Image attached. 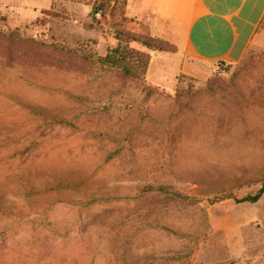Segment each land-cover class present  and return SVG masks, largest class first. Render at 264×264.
Returning <instances> with one entry per match:
<instances>
[{"label": "rangeland", "instance_id": "1", "mask_svg": "<svg viewBox=\"0 0 264 264\" xmlns=\"http://www.w3.org/2000/svg\"><path fill=\"white\" fill-rule=\"evenodd\" d=\"M139 3L0 0V264H264V50L187 75Z\"/></svg>", "mask_w": 264, "mask_h": 264}, {"label": "crops", "instance_id": "2", "mask_svg": "<svg viewBox=\"0 0 264 264\" xmlns=\"http://www.w3.org/2000/svg\"><path fill=\"white\" fill-rule=\"evenodd\" d=\"M131 13L176 46L187 75L202 77L219 61L228 67L249 49L264 50V0H140Z\"/></svg>", "mask_w": 264, "mask_h": 264}, {"label": "trees", "instance_id": "3", "mask_svg": "<svg viewBox=\"0 0 264 264\" xmlns=\"http://www.w3.org/2000/svg\"><path fill=\"white\" fill-rule=\"evenodd\" d=\"M110 1L111 0H108V2ZM124 3L125 0H123V4ZM103 6V2H99L96 4L94 3L92 5L93 15L101 12ZM115 34L117 36L116 38L118 39V42L114 47L109 48L103 56H97L95 59H92L93 57L89 55L86 58L88 60L94 61V63L101 68L114 70L122 77L137 80L142 83L147 71L149 55L142 50L131 47L129 43L135 42L147 49L156 50H166V46L169 43L166 40L150 35L149 33L136 34L131 31H122L120 29H115ZM169 49L172 50L174 49V47L171 46ZM246 54L244 55L243 59L245 58ZM156 190H158L159 192L174 194L168 191L165 187H158L156 188ZM263 191L264 183L254 195L243 197L240 200L254 202L260 197Z\"/></svg>", "mask_w": 264, "mask_h": 264}, {"label": "built area", "instance_id": "4", "mask_svg": "<svg viewBox=\"0 0 264 264\" xmlns=\"http://www.w3.org/2000/svg\"><path fill=\"white\" fill-rule=\"evenodd\" d=\"M226 68H227V65L222 61L217 62L215 65V70L218 72H224Z\"/></svg>", "mask_w": 264, "mask_h": 264}]
</instances>
